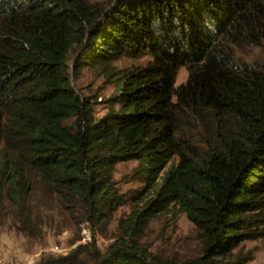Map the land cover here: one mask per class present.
<instances>
[{
  "label": "trees",
  "instance_id": "trees-1",
  "mask_svg": "<svg viewBox=\"0 0 264 264\" xmlns=\"http://www.w3.org/2000/svg\"><path fill=\"white\" fill-rule=\"evenodd\" d=\"M257 49L264 0H0V225L38 241L46 211L75 228L88 211L111 237L133 204L121 246L94 239L39 264H173L140 246L177 209L206 248L187 264H247L244 244L264 240ZM80 67L111 95L76 84ZM127 162L142 183L129 197L115 177Z\"/></svg>",
  "mask_w": 264,
  "mask_h": 264
},
{
  "label": "rangeland",
  "instance_id": "rangeland-1",
  "mask_svg": "<svg viewBox=\"0 0 264 264\" xmlns=\"http://www.w3.org/2000/svg\"><path fill=\"white\" fill-rule=\"evenodd\" d=\"M99 4L108 5L114 0H90ZM264 51L256 50V59L263 58ZM79 78L76 84L80 85L84 91H94L101 97L111 95L114 90L110 84L104 82L100 76H95L90 70L80 67ZM188 77L185 68L179 71L177 84L184 82ZM101 101V100H100ZM98 111L104 112V107L99 105ZM136 162L120 163L115 171V177L119 182L121 191L131 194L142 185L141 181L133 174ZM128 204L121 207L116 219L110 227L111 237L99 234L96 227L92 229L91 235L87 237L81 233L82 224L75 228L69 221L68 216L59 214L57 210L46 211L52 217V222H47L41 226L40 240H32L14 228L0 225V264H39L42 260L58 258L71 253L79 245H86L96 240L98 247L105 249L110 243L118 242L121 246L125 241L116 238L114 234L117 228V219L121 215L130 211ZM95 236V237H94ZM141 250L146 251L147 255L161 259L162 263L187 264L189 260L199 259L206 249L201 246L198 238L196 226L187 218L185 213L174 209L169 214H161L149 225V230L141 241ZM60 248L61 251L53 249ZM244 252L250 253L252 259L247 264H264V240L247 241L244 244Z\"/></svg>",
  "mask_w": 264,
  "mask_h": 264
},
{
  "label": "built area",
  "instance_id": "built-area-1",
  "mask_svg": "<svg viewBox=\"0 0 264 264\" xmlns=\"http://www.w3.org/2000/svg\"><path fill=\"white\" fill-rule=\"evenodd\" d=\"M93 228H95L94 221L90 217V213L87 211V212L84 213V218H83V222H82L81 233H83L87 237H89L91 235V231H92ZM0 248H1V246H0ZM53 250L54 251H61V249L58 248V247L56 249H53Z\"/></svg>",
  "mask_w": 264,
  "mask_h": 264
}]
</instances>
